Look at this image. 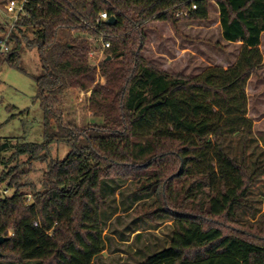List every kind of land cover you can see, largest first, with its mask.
Returning <instances> with one entry per match:
<instances>
[{
    "label": "trees",
    "instance_id": "16d2710c",
    "mask_svg": "<svg viewBox=\"0 0 264 264\" xmlns=\"http://www.w3.org/2000/svg\"><path fill=\"white\" fill-rule=\"evenodd\" d=\"M212 6L222 41L239 45L234 63L187 76L146 55L149 36H161L154 24L181 36L178 24L208 23ZM23 11L0 65L25 73L20 56L36 48L43 142L0 139V186L12 191L0 196V237L7 238L0 250L18 264H96L105 181L132 179L135 194L159 191L152 215L171 222L167 246L136 264H264L261 223L249 228L255 235L224 228L240 225L238 210L251 208L255 172L248 175L244 153L228 156L225 143L254 135L247 89L252 79L264 82V0H33ZM101 13L115 24L100 21ZM7 28L0 23V40ZM86 36L109 44L98 65ZM66 92L85 94L88 113L102 123H66ZM59 145L68 149L62 160L51 156ZM35 163L45 165L40 188L29 181Z\"/></svg>",
    "mask_w": 264,
    "mask_h": 264
},
{
    "label": "rangeland",
    "instance_id": "374dc122",
    "mask_svg": "<svg viewBox=\"0 0 264 264\" xmlns=\"http://www.w3.org/2000/svg\"><path fill=\"white\" fill-rule=\"evenodd\" d=\"M14 11V6L0 4V23L9 26ZM209 18L206 24H178L181 36L174 34L166 24H154L161 36L160 39L154 35L149 36L150 43L147 47L149 52H146V55L157 61L168 72H179L187 76H194L208 66L228 67L234 63L239 45L226 44L222 41L215 6L210 8ZM8 31L7 28V33ZM86 39L92 51L96 53L95 56L99 57V40L90 36H86ZM208 41L219 42L225 47V51L216 52L206 43ZM260 49L264 60V37ZM20 65L25 73L6 63L0 65V139L10 140L13 143L41 144L43 142L42 110L36 100L37 89L32 79L41 74L36 48L25 50L21 54ZM260 77L264 79V71L260 73ZM247 94L248 116L254 123V135L247 141L241 137L227 139L225 151L228 156L238 160L244 153L248 175L255 172L247 196L251 208L238 210L242 220L240 225L225 223L224 228L230 232L232 227H236L255 235L256 231L249 229L251 225L261 223V226H264V82L252 79ZM86 97L85 94L77 95L75 92H66L62 96L60 108L65 114L66 123L79 128L102 123L101 119L92 118L88 113ZM67 152L68 149L64 145H59L58 148L54 146L51 156L62 160ZM10 154H3V159H8ZM26 159L27 157L23 156L19 158V162ZM4 169L0 166V173ZM44 169V164L35 163L34 171L29 176V181L37 188H40ZM105 182L104 190L107 194L108 207L104 210L102 231L104 250L96 259V264H136L148 254L166 247L170 237L171 222L160 214L152 215L155 209L153 204L159 205V191L153 190L146 196L135 194L136 181L132 179ZM11 193L12 191H4L3 186H0V196H10ZM27 199L29 200L30 196ZM9 235L11 236L12 233ZM10 257L6 250H0V264H18Z\"/></svg>",
    "mask_w": 264,
    "mask_h": 264
},
{
    "label": "built area",
    "instance_id": "2783aa9c",
    "mask_svg": "<svg viewBox=\"0 0 264 264\" xmlns=\"http://www.w3.org/2000/svg\"><path fill=\"white\" fill-rule=\"evenodd\" d=\"M33 1V0H8L5 2V4H9L10 6H14L15 8V13L11 18V24L8 26V33L0 40V49L3 53L7 52L9 50V46L7 44V39H8V35L9 32L11 31V29L13 28L14 24L17 22V20L20 18V16L24 13L23 11V7L26 3ZM195 6H192V9H195ZM185 16V15H184ZM99 20L100 21H106L107 20V15L106 13H101L99 15ZM100 42V49H99V57L95 56V52L91 51L89 53V59L93 61L94 65H98L99 61L103 58V49L107 48L109 46L108 43H103L101 40H99Z\"/></svg>",
    "mask_w": 264,
    "mask_h": 264
},
{
    "label": "water",
    "instance_id": "95a60500",
    "mask_svg": "<svg viewBox=\"0 0 264 264\" xmlns=\"http://www.w3.org/2000/svg\"><path fill=\"white\" fill-rule=\"evenodd\" d=\"M115 18L111 17L108 20L105 21L106 25L112 26L115 24ZM110 57L108 56L106 59L108 60ZM7 238L0 237V244H2Z\"/></svg>",
    "mask_w": 264,
    "mask_h": 264
}]
</instances>
